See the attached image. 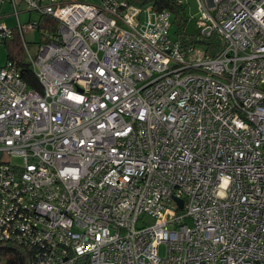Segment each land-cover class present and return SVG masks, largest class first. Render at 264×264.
<instances>
[{
    "label": "built area",
    "instance_id": "obj_1",
    "mask_svg": "<svg viewBox=\"0 0 264 264\" xmlns=\"http://www.w3.org/2000/svg\"><path fill=\"white\" fill-rule=\"evenodd\" d=\"M198 1L216 56L152 4L0 0V42L20 34L42 87L0 67V244L30 264H264V0ZM20 5L58 21L35 57Z\"/></svg>",
    "mask_w": 264,
    "mask_h": 264
},
{
    "label": "trees",
    "instance_id": "obj_2",
    "mask_svg": "<svg viewBox=\"0 0 264 264\" xmlns=\"http://www.w3.org/2000/svg\"><path fill=\"white\" fill-rule=\"evenodd\" d=\"M129 2L141 7L152 4L158 10L168 9L171 11L174 14V37L185 49H189L195 44H200L209 56H216L224 48L223 39L220 34L215 32L210 37H205L201 34L200 28L197 25V18L194 19L187 14L184 2L180 3L178 0H129ZM39 23V29L49 28L51 31H55L58 27V21L45 16H42ZM13 38L15 40L18 38L19 43L20 41L23 43L17 31L14 32L11 38L4 40V42ZM16 59L13 54L8 55V61L14 62L23 70V79L28 85L36 89H41L40 81L32 69L31 64L22 59ZM0 264H27V257L9 245L0 244Z\"/></svg>",
    "mask_w": 264,
    "mask_h": 264
},
{
    "label": "rangeland",
    "instance_id": "obj_3",
    "mask_svg": "<svg viewBox=\"0 0 264 264\" xmlns=\"http://www.w3.org/2000/svg\"><path fill=\"white\" fill-rule=\"evenodd\" d=\"M80 1H82V0H80ZM84 1L98 5L101 3L102 0H100L98 2H97V0H84ZM9 4L4 5L5 8H8V11H10ZM184 5L186 7L187 14L194 19L197 18L196 20L198 22V18H200L201 9H202L200 2L198 0H185ZM20 9H21V14H20L21 21L26 22L28 20L27 18L29 16L30 12L25 10L26 5H22V6L20 5ZM12 10H13V8H11V11ZM33 12L36 14H39L35 11H33ZM8 18H9L8 21L12 22L13 25L15 23H17L16 18H14V17L13 18L8 17ZM172 21H174V14H172ZM44 32H45L44 28L40 29V30L39 29H25L24 30V37L28 43L29 51L31 52V54L34 57L37 55L38 46H39L41 39L43 38ZM171 34H172V36H174V34H175V25L172 26ZM9 54H13L17 58L16 60L22 59L25 62H29V60H30L27 49L24 48V44L21 43V41L19 43L18 38L16 40L13 38V39H10L6 42H4V41L0 42V67L7 63ZM14 161L19 162V159H14ZM149 221L153 222L154 220H153V218L150 217ZM160 253H161V255H164L166 253V248L164 245L161 246Z\"/></svg>",
    "mask_w": 264,
    "mask_h": 264
},
{
    "label": "crops",
    "instance_id": "obj_4",
    "mask_svg": "<svg viewBox=\"0 0 264 264\" xmlns=\"http://www.w3.org/2000/svg\"><path fill=\"white\" fill-rule=\"evenodd\" d=\"M76 1V0H75ZM82 1H84V0H82ZM98 1H100V0H97V2ZM184 3H185V0H184ZM5 4H9L8 2H6ZM4 4V5H5ZM4 5L0 8V23H5V24H7L8 26H11V27H14V26H16V23L13 25L12 24V22H9L8 21V17H10V18H16L15 17V15H13V13H12V11H11V4H9V6H10V11H8V8H5L4 7ZM41 18H42V16L41 15H39V14H36V13H34V12H30L29 13V16H28V20H30V19H32V20H38L39 22H40V20H41ZM27 20V21H28ZM39 29V28H38ZM40 30V29H39ZM45 30H50L49 28H44V31ZM42 31V30H41ZM53 32V31H52Z\"/></svg>",
    "mask_w": 264,
    "mask_h": 264
},
{
    "label": "water",
    "instance_id": "obj_5",
    "mask_svg": "<svg viewBox=\"0 0 264 264\" xmlns=\"http://www.w3.org/2000/svg\"><path fill=\"white\" fill-rule=\"evenodd\" d=\"M21 72L23 74V70ZM179 202H180V205L182 206L183 205L182 201L180 200ZM3 245H9V246H12L14 248L19 249L27 257V264H30L29 255H28V253L22 247H20L17 244H11V243H5Z\"/></svg>",
    "mask_w": 264,
    "mask_h": 264
}]
</instances>
